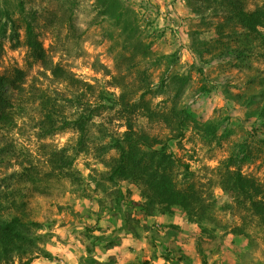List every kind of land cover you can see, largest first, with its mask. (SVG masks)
<instances>
[{
	"label": "rangeland",
	"instance_id": "obj_1",
	"mask_svg": "<svg viewBox=\"0 0 264 264\" xmlns=\"http://www.w3.org/2000/svg\"><path fill=\"white\" fill-rule=\"evenodd\" d=\"M120 1L115 16L107 0H0V75L13 88L0 104V219L20 216L34 243L9 264H202L200 250L209 264H264V223L245 194L221 187L227 170L240 172L264 202V28L252 34L250 68L217 58L219 31L243 39L241 21L264 0ZM41 96L69 117L92 115L82 143L74 129L38 136ZM129 126L168 143L174 179L211 206L204 217L110 180L112 145ZM63 148L78 151L77 180L33 191L21 175L43 177Z\"/></svg>",
	"mask_w": 264,
	"mask_h": 264
},
{
	"label": "trees",
	"instance_id": "obj_2",
	"mask_svg": "<svg viewBox=\"0 0 264 264\" xmlns=\"http://www.w3.org/2000/svg\"><path fill=\"white\" fill-rule=\"evenodd\" d=\"M105 6L115 16L120 10L125 9L120 0H107ZM117 18L119 19L120 15ZM240 24L244 31V34H241L243 39L234 33L225 35L224 32L219 31L217 58L234 57L236 68H250L252 34L257 33L258 28H264V8L246 14L245 19ZM27 45L38 56V59L43 60L44 52L35 38L31 24L27 26ZM16 89L19 92L20 88L16 87ZM12 90L13 88L7 79L0 75V104L9 102L8 98H10ZM39 105L40 117L36 123L39 137H50L61 130L74 129L80 133V143L84 141L88 122L92 120V115L81 113L77 117H69L61 109L58 99L50 96H41ZM1 116L5 118L3 114ZM182 124L183 122L180 121L179 125ZM197 126L198 129H202L201 125ZM206 128L208 130L203 133L209 136L215 134V127H212L211 131L209 127ZM127 130L124 139L116 140L112 145V148L118 151L119 156L110 172V180L114 181L115 177H118L139 186L149 205L162 204L168 211L173 206L199 210L204 217L211 206L204 205L195 191L188 192L187 189L180 187V184L174 179L171 169L174 168L176 162L173 155L168 153V143L147 134H136L131 126ZM77 153L78 151L69 153L67 148L56 151L52 154L53 159H50V164L43 177L40 178L36 172L27 170L28 173L25 176L21 175V178L26 176L29 178L33 191L42 195L50 193L51 196L54 194V189L57 192L63 181L74 182L77 180L73 170ZM226 172L229 178L227 175L223 176L222 189L236 198L245 194L248 198L247 202L252 204L254 211L264 223V202L261 199L260 201L256 200V197L262 194L261 191L242 173H230L229 170ZM11 200H13L12 203L15 201V199ZM3 204L0 202V213L6 208ZM27 204V201L24 202V205L27 206ZM32 224L39 225L37 223ZM27 225L28 222H25L18 215L10 219H0V263L9 264L12 262L15 253L34 251L31 249L34 243ZM200 254L203 257L202 264H209L206 253L200 250ZM31 260L26 261L25 264H30Z\"/></svg>",
	"mask_w": 264,
	"mask_h": 264
}]
</instances>
